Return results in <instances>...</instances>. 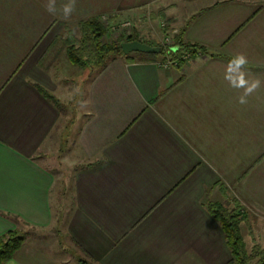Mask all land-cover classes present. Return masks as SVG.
Masks as SVG:
<instances>
[{
	"label": "crops",
	"instance_id": "0c3cea01",
	"mask_svg": "<svg viewBox=\"0 0 264 264\" xmlns=\"http://www.w3.org/2000/svg\"><path fill=\"white\" fill-rule=\"evenodd\" d=\"M44 2L0 0V236L36 231L6 264H227L210 201L241 206L242 225L264 233V0H76L67 20ZM141 11L150 30L173 18L147 41L186 29L209 55L167 68L118 57L76 77L69 35L93 18L141 24ZM237 53L261 80L244 105L224 79Z\"/></svg>",
	"mask_w": 264,
	"mask_h": 264
},
{
	"label": "trees",
	"instance_id": "16d2710c",
	"mask_svg": "<svg viewBox=\"0 0 264 264\" xmlns=\"http://www.w3.org/2000/svg\"><path fill=\"white\" fill-rule=\"evenodd\" d=\"M102 18H93L84 22L81 26V42L78 47L69 46L67 55L69 60L80 69H90L94 72L104 69L113 58L124 57L129 62H158L171 61L181 67L185 63V57H194L198 53L208 54L207 48L196 44H190L185 40L186 29L181 30L173 37L172 47H163L161 44L143 42L137 37H120L116 40L104 42L103 38L109 30L102 24ZM140 41L145 44L160 47V54L132 53L125 55L122 43ZM207 209L210 214L221 224L228 247L232 253V259L227 264H264V246L255 245L251 251L242 236V224L246 216L241 206L227 208L221 204L210 201ZM5 215V214H4ZM6 216V215H5ZM10 216V215H7ZM11 218L17 220L15 217ZM30 233L15 229L0 236V264H6L12 260L16 252L26 243Z\"/></svg>",
	"mask_w": 264,
	"mask_h": 264
},
{
	"label": "rangeland",
	"instance_id": "374dc122",
	"mask_svg": "<svg viewBox=\"0 0 264 264\" xmlns=\"http://www.w3.org/2000/svg\"><path fill=\"white\" fill-rule=\"evenodd\" d=\"M152 15L153 13L151 11H141V13H139V16H140V19L141 20L142 18H145V20L143 19L141 24H137L136 23V20L134 21V19H132L131 17H123V18H118L117 20L115 21H112V19L110 17H104L102 18V24H104L105 26H108L109 30L107 31L106 33V36L103 38V41L104 42H108L110 40H116L120 37H125V38H130V37H137L139 40L143 41V42H148L151 44V42L147 41L145 37H147V35L149 33H152L154 35H157L161 32V29H166V27L168 26V22H171L172 23V20L171 19H167V20H160L157 25H153L154 27L152 28V30L149 29V26H151V22L153 21L152 19ZM127 24V25H126ZM138 27H137V25ZM142 25V28L140 27ZM165 26V27H164ZM136 27L139 28L140 30L142 29V31H144L143 33H138L137 34V31H136ZM78 30V31H77ZM75 32L71 33L69 36H70V39L68 40L69 41V46H76L78 47L80 45V42H81V37H82V33H81V28L77 29ZM148 32V33H146ZM177 34V33H176ZM175 34L172 33V37H169V35L165 38H163L164 36H162V40L163 42L160 43L163 47L167 48L169 47L172 43H173V36ZM169 38L170 41H167V39ZM142 42V43H143ZM153 44H158L156 43L155 41H152ZM78 67V66H77ZM79 68V67H78ZM79 74H76V77L77 75L78 76H82V73H85L83 77L85 78H88V76H91L93 71L90 70V69H78ZM95 73V72H94ZM82 78L79 80L81 81ZM71 86V85H70ZM77 86V84L73 83V89L74 87ZM77 103V102H76ZM69 109V108H68ZM70 112H71V107H70ZM73 119V118H72ZM65 124L67 121H64ZM64 122L62 124H64ZM69 138V140L67 141L68 143H72L74 142V138H75V132H71L70 135L66 136ZM64 138V137H63ZM71 140V141H70ZM71 147V145H70ZM60 148V152L59 154H54L52 156V162H56L58 161V164L61 163V155H65L68 153V144L66 143V140H63V139H60V142H59V147ZM67 149V151L65 150ZM70 152V151H69ZM60 170L63 172V175L59 176V180L61 178L63 179H67V172L66 170L64 169V167L62 165H60ZM61 183V180L57 182L56 184V190H62L63 188V192H66L67 188H68V191L67 193L63 196V192H62V195H59L57 196L58 198V201H59V211H60V214H61V217L62 218L63 216H65V219L67 218L68 216V213H69V209L71 207V195H72V189H71V185L67 184V181L62 185L60 184ZM67 186V187H66ZM56 196V194H54V197ZM63 196V197H62ZM58 218V219H60ZM66 222V221H65ZM55 228H52V230H49L48 231V235L52 236L54 238V234H58L59 231H61V228H63L62 226V223L58 224L57 226H55ZM242 236L244 238V241L247 245V249L249 251L252 250V248L259 244V245H263L264 246V233L263 232H260V231H254V230H250L248 228H246V225H242ZM22 230L25 231V232H29L31 233L32 235H35L36 234V231L35 230H32V229H29V228H23L22 227ZM62 232V231H61ZM33 240L34 238H30L28 237V240Z\"/></svg>",
	"mask_w": 264,
	"mask_h": 264
},
{
	"label": "clouds",
	"instance_id": "9594fccd",
	"mask_svg": "<svg viewBox=\"0 0 264 264\" xmlns=\"http://www.w3.org/2000/svg\"><path fill=\"white\" fill-rule=\"evenodd\" d=\"M45 11L50 15L61 13L64 19H69L76 9V0H61L58 7L57 0H45ZM249 61L244 53H237L228 61L224 79L234 89H241L242 94L238 97V102L241 105L248 103V97L257 91L261 86L259 78H250L249 73L245 70Z\"/></svg>",
	"mask_w": 264,
	"mask_h": 264
},
{
	"label": "water",
	"instance_id": "95a60500",
	"mask_svg": "<svg viewBox=\"0 0 264 264\" xmlns=\"http://www.w3.org/2000/svg\"><path fill=\"white\" fill-rule=\"evenodd\" d=\"M121 47L125 55L137 52L146 54H160L162 52V48L154 47L140 41L124 42Z\"/></svg>",
	"mask_w": 264,
	"mask_h": 264
},
{
	"label": "built area",
	"instance_id": "2783aa9c",
	"mask_svg": "<svg viewBox=\"0 0 264 264\" xmlns=\"http://www.w3.org/2000/svg\"><path fill=\"white\" fill-rule=\"evenodd\" d=\"M104 19H105V17H104ZM127 25V24H126ZM165 27V26H164ZM167 41H170L169 40V38L167 39ZM177 66V64L175 63V62H171V61H166V62H162L161 64H160V66H162V67H165V68H167V67H169V66Z\"/></svg>",
	"mask_w": 264,
	"mask_h": 264
}]
</instances>
